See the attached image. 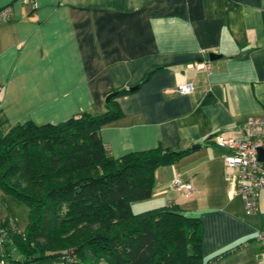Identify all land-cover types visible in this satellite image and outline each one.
<instances>
[{"label": "crops", "instance_id": "obj_1", "mask_svg": "<svg viewBox=\"0 0 264 264\" xmlns=\"http://www.w3.org/2000/svg\"><path fill=\"white\" fill-rule=\"evenodd\" d=\"M3 7L1 133L26 120L100 113L108 93L128 89L114 98L121 116L99 129L109 156L191 149L155 168L150 196L131 210L176 204L200 220L204 261L228 251L209 264H264V190L245 216L212 140L264 116V0H0ZM202 61L207 68L194 66ZM184 81L192 91L175 92ZM174 176L191 185L188 194L169 189Z\"/></svg>", "mask_w": 264, "mask_h": 264}, {"label": "trees", "instance_id": "obj_2", "mask_svg": "<svg viewBox=\"0 0 264 264\" xmlns=\"http://www.w3.org/2000/svg\"><path fill=\"white\" fill-rule=\"evenodd\" d=\"M112 92L100 113L80 112L56 124L26 120L0 132V191L28 210L23 232L0 218L5 259L12 264H209L228 254L204 261L200 220L176 204L132 212L131 202L150 196L155 168L191 149L156 147L109 156L99 129L121 116L114 98L130 90ZM9 247L21 261L11 260Z\"/></svg>", "mask_w": 264, "mask_h": 264}, {"label": "built area", "instance_id": "obj_3", "mask_svg": "<svg viewBox=\"0 0 264 264\" xmlns=\"http://www.w3.org/2000/svg\"><path fill=\"white\" fill-rule=\"evenodd\" d=\"M8 12L7 7L0 9V23L8 20ZM194 66L207 68V62H196ZM174 91L189 94L192 91V83L190 81L178 83ZM212 140L216 146L223 149L221 154L223 179L231 191L240 195L243 214L254 215L258 193L264 190V160L258 158V150H264V116L249 118L244 125L236 126L233 130L220 131L212 136ZM168 187L181 194H188L191 190V185L183 182L178 176L170 180ZM262 238L264 233L260 232L257 240ZM6 242V234L0 232V264L6 263L4 252Z\"/></svg>", "mask_w": 264, "mask_h": 264}, {"label": "rangeland", "instance_id": "obj_4", "mask_svg": "<svg viewBox=\"0 0 264 264\" xmlns=\"http://www.w3.org/2000/svg\"><path fill=\"white\" fill-rule=\"evenodd\" d=\"M133 212V211H132ZM28 210L27 207L13 199L9 195H5L0 191V217H11L14 221L15 228L19 232H23L25 230L26 224L28 222ZM9 253L11 260L13 261H21L20 255L11 247H9ZM5 264H12L9 260L6 259Z\"/></svg>", "mask_w": 264, "mask_h": 264}, {"label": "water", "instance_id": "obj_5", "mask_svg": "<svg viewBox=\"0 0 264 264\" xmlns=\"http://www.w3.org/2000/svg\"><path fill=\"white\" fill-rule=\"evenodd\" d=\"M216 56L212 53L208 54V58L212 59L215 58ZM131 89V88H130ZM114 94V92L108 93L105 97H104V102H107L108 99ZM192 148L195 146H191ZM258 158L261 160H264V150H258Z\"/></svg>", "mask_w": 264, "mask_h": 264}]
</instances>
